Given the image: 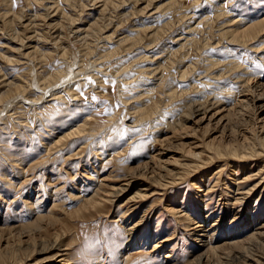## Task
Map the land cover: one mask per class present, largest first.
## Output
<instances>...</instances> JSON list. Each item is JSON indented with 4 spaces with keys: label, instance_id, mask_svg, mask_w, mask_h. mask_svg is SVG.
<instances>
[{
    "label": "rangeland",
    "instance_id": "374dc122",
    "mask_svg": "<svg viewBox=\"0 0 264 264\" xmlns=\"http://www.w3.org/2000/svg\"><path fill=\"white\" fill-rule=\"evenodd\" d=\"M261 19L264 0H0V264H264V25L222 32Z\"/></svg>",
    "mask_w": 264,
    "mask_h": 264
},
{
    "label": "bare ground",
    "instance_id": "6f19581e",
    "mask_svg": "<svg viewBox=\"0 0 264 264\" xmlns=\"http://www.w3.org/2000/svg\"><path fill=\"white\" fill-rule=\"evenodd\" d=\"M96 1V0H95ZM106 1V0H105ZM110 1V0H109ZM138 1V0H137ZM146 1V0H145ZM173 1V0H172ZM183 1V0H182ZM98 2H100V1H98ZM170 2H171V0H170ZM177 2V1H176ZM169 3V2H168ZM148 4H149V2H148ZM181 4V3H180ZM123 5V4H122ZM168 5V4H167ZM182 5H184V4H182ZM101 6V5H100ZM146 6H148V5H146L145 4V6H144V8L146 7ZM221 7V6H220ZM99 8V7H98ZM116 8V7H115ZM221 9H222V7H221ZM73 10V9H72ZM220 11V10H219ZM223 11V10H222ZM217 12V11H216ZM54 13V12H53ZM128 14V13H127ZM218 14V13H217ZM141 15V14H140ZM181 15H183V14H181ZM187 15V14H186ZM227 15V14H226ZM118 17H119V15H117ZM218 16V15H217ZM185 17V16H184ZM187 17V16H186ZM32 18V17H31ZM121 18V17H120ZM155 18V17H154ZM181 18V17H180ZM231 20V19H230ZM57 21V20H56ZM94 21V20H93ZM235 21H237V20H235ZM226 22V21H225ZM227 22H229V20L227 21ZM239 22H240V20H239ZM238 22V23H239ZM93 23V22H92ZM95 23V22H94ZM230 23V22H229ZM97 24V23H96ZM101 24V23H100ZM235 24V23H234ZM28 25V24H27ZM236 25H237V23H236ZM241 25V24H240ZM237 26V28H235V30H229V29H226L225 27V30L224 31H222L223 33H227V32H229V33H233L234 31H236L237 33H239V34H234V36H233V40H239V42L240 41H243L244 42V44H245V42L246 41H248V40H251L255 35L254 34H258L259 33V31L260 30H262L261 29V26H263L264 25V19H261L260 21H258V22H256L253 26H247V27H241V26ZM234 26V25H233ZM243 26V25H242ZM238 27H241L240 29H238ZM77 28V27H76ZM88 28V26L86 27V29ZM89 29V28H88ZM59 30V29H58ZM78 30V29H77ZM90 30V29H89ZM194 30V29H193ZM192 30V31H193ZM71 31V30H70ZM75 31V30H74ZM73 31V32H74ZM80 31V30H79ZM82 31H84L83 29H82ZM76 32H78V31H76ZM76 32H74V33H76ZM220 32V31H219ZM258 32V33H257ZM38 33V32H37ZM60 33V32H59ZM73 33V34H74ZM192 33V32H191ZM80 33H78V35H79ZM82 34H84V33H82ZM58 35V34H57ZM86 35V33L84 34V36ZM29 36V35H28ZM77 36V35H76ZM83 36V35H82ZM180 36V35H179ZM80 37V36H79ZM174 37V36H173ZM229 37V36H228ZM256 37V36H255ZM36 38V37H35ZM38 38V37H37ZM82 38V37H81ZM22 39V38H21ZM26 39V38H25ZM85 39V38H84ZM121 39H123V37L121 38ZM176 39V38H175ZM186 39V38H185ZM195 39V38H194ZM30 40V39H29ZM124 40V39H123ZM122 40V41H123ZM179 40V38L177 39V40H175V41H178ZM192 40V39H191ZM190 40V41H191ZM183 43V42H182ZM179 44V43H178ZM184 44H185V42H184ZM189 44V43H188ZM18 48V47H17ZM28 48V47H27ZM29 49V48H28ZM29 52H30V50H29ZM36 52V51H35ZM38 52V51H37ZM22 53V52H21ZM19 54V53H18ZM27 54H28V52H27ZM42 55V54H41ZM33 56V55H32ZM216 63L217 62H211V65L213 66H215L216 65ZM95 65V64H94ZM70 71V70H69ZM42 78V77H41ZM65 78V77H64ZM37 79V78H36ZM40 78L38 77V80H39ZM70 79V78H69ZM68 79V80H69ZM43 80H44V78H43ZM67 80V81H68ZM247 80V79H246ZM3 82H4V80H3ZM58 83H59V81H57ZM57 82H56V84H57ZM38 83V82H37ZM9 85V84H8ZM37 85V84H36ZM249 88H251V87H249ZM248 87H247V92H248V90H250ZM39 89V88H38ZM40 89H42V88H40ZM43 90V89H42ZM23 92V91H22ZM23 95V93L21 94V96ZM23 97V96H22ZM41 97V96H40ZM29 99H30V97H29ZM37 100V99H36ZM215 100V99H214ZM219 102V101H218ZM3 103V102H2ZM246 103H247V99H246ZM214 104H216V103H214ZM248 104H249V102H248ZM248 104H246V105H242V106H248ZM4 104H2V106H3ZM6 108V105H5V107H3L2 109H5ZM203 108V107H202ZM1 109V108H0ZM212 108H207V109H201L200 107L199 108H196L195 107V112H197L196 114H198V115H203L204 116V114L206 113V112H209L210 110H211ZM1 112H2V110H1ZM252 113H253V111H251ZM251 115V114H250ZM249 115V116H250ZM253 115H254V113H253ZM1 118V117H0ZM188 118V117H187ZM246 121V120H245ZM243 123H244V121H242ZM235 128H236V126H235ZM232 129V128H231ZM234 129V128H233ZM238 129V128H237ZM236 131H238V130H236ZM237 136V135H236ZM231 137V136H230ZM234 138V137H233ZM235 139V138H234ZM246 139V138H245ZM258 140V143L260 144V145H262V146H264V137L263 138H258L257 139ZM238 141V140H237ZM254 141H256V140H254ZM240 143V142H239ZM252 143V142H251ZM218 144V143H217ZM248 145V144H247ZM255 146V145H254ZM213 147V146H212ZM222 146H220V148H219V152H218V156L220 155V156H222V155H224V154H229V153H231V154H235V152H231V150L232 149H235L234 147H228V146H224V147H222ZM247 147V146H246ZM261 147V146H260ZM250 148V147H249ZM248 148V149H249ZM254 148V147H253ZM217 149V148H216ZM244 149V148H243ZM252 151H253V149H251ZM234 151V150H233ZM242 151V150H241ZM255 151V150H254ZM237 152V151H236ZM258 152V151H257ZM193 154V153H192ZM194 155V154H193ZM192 155V156H193ZM243 155V154H242ZM245 155V154H244ZM243 155V156H244ZM195 156V155H194ZM217 156V155H216ZM219 156V157H220ZM242 156V157H243ZM227 157V156H226ZM236 157V156H235ZM245 157V156H244ZM246 157H247V155H246ZM221 158V157H220ZM195 159V158H194ZM155 165V164H154ZM234 176V175H233ZM228 192V191H227ZM139 196H140V194H139ZM95 197H98L97 196V191H95V193L93 194V198H92V201L93 202H95ZM137 197V196H136ZM131 199H133V198H131ZM188 216V215H187ZM191 221V220H190ZM216 221H218V220H216ZM189 222V221H188ZM196 222V224L197 223H199L200 221L199 220H196L195 221ZM138 223V222H137ZM135 225V224H134ZM137 225V224H136ZM214 225L215 226H219V224L217 225L216 224V222H212L211 224H210V226H211V228H209V227H207L206 229L204 228L203 229V227L201 228H198L197 230H194V232L192 233L193 234V241H194V245L195 246H203V244L206 242L205 241V239L206 238H208V236L210 235L209 234V231L210 230H212L213 229V227H214ZM198 226H200V224H197L195 227H198ZM135 227L136 226H134V228L131 226L130 228H127L128 229V234H129V236L131 237L132 235H134V229H135ZM57 243V242H56ZM207 243V242H206ZM255 243V242H254ZM52 244H55V243H52ZM50 245V244H49ZM51 247H52V245H50ZM207 246V245H206ZM56 247H58V245L56 246ZM203 247H205V245L203 246ZM54 248V247H53ZM216 248V247H215ZM248 248V247H247ZM46 250H40V251H43V253H44V255L46 254V251L48 250L49 252H50V250H51V248L50 247H46L45 248ZM58 249V248H57ZM63 250V249H62ZM53 251V250H52ZM209 252V251H208ZM54 253V252H53ZM38 254H41V252H38ZM247 254V253H246ZM49 255H50V253H49ZM169 254H163L162 253V256L163 257H167ZM206 255V254H205ZM242 255V254H241ZM248 255V254H247ZM47 256V255H46ZM161 256V257H162ZM239 256V255H238ZM162 257V258H163ZM213 257V256H212ZM46 259H48V260H52V262L53 261H55V260H57V261H55L56 263H60V264H63L64 262H66V261H68V259H67V256H66V254L65 253H58V252H55L54 254H52V255H50V256H48V258H46ZM204 259H206V257L204 258ZM228 259V258H227ZM25 260V259H24ZM27 260H29L28 258H27ZM48 260H46V261H48ZM226 260V259H225ZM42 261H43V259H42ZM46 261H44V262H46ZM204 260H203V256L202 257H198V259H197V264H205L204 262H203ZM206 261V260H205ZM38 262H39V260H38ZM37 262V263H38ZM41 262V261H40ZM233 262V261H232ZM30 263V262H29ZM35 262H32L31 264H34ZM19 264H21V263H19ZM171 264V263H170Z\"/></svg>",
    "mask_w": 264,
    "mask_h": 264
}]
</instances>
